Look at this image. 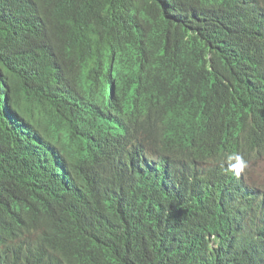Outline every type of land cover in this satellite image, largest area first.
<instances>
[{
  "label": "trees",
  "instance_id": "obj_1",
  "mask_svg": "<svg viewBox=\"0 0 264 264\" xmlns=\"http://www.w3.org/2000/svg\"><path fill=\"white\" fill-rule=\"evenodd\" d=\"M241 155L264 0H0V264H264Z\"/></svg>",
  "mask_w": 264,
  "mask_h": 264
},
{
  "label": "clouds",
  "instance_id": "obj_2",
  "mask_svg": "<svg viewBox=\"0 0 264 264\" xmlns=\"http://www.w3.org/2000/svg\"><path fill=\"white\" fill-rule=\"evenodd\" d=\"M261 160L251 163L247 161L245 155H241L235 160H229V164L224 166L228 173L230 174H233L234 172L240 173L241 178H244L246 176V180L250 184H254L258 187H261L259 183L256 181V176H259L258 179H262V177H264L262 173L260 175L259 173H257V172H261V168L264 163V161L262 162Z\"/></svg>",
  "mask_w": 264,
  "mask_h": 264
},
{
  "label": "water",
  "instance_id": "obj_3",
  "mask_svg": "<svg viewBox=\"0 0 264 264\" xmlns=\"http://www.w3.org/2000/svg\"><path fill=\"white\" fill-rule=\"evenodd\" d=\"M257 173L261 174V172H257ZM232 175L233 176H236L240 181H242V178H241V174L240 173L234 172ZM258 178H259V176H256V181L259 183V185L261 186L262 190L264 191V177H262V179H258ZM242 184H243V186H248V183L242 182ZM249 201L252 204L255 203V201H254V199L252 197L249 198Z\"/></svg>",
  "mask_w": 264,
  "mask_h": 264
},
{
  "label": "rangeland",
  "instance_id": "obj_4",
  "mask_svg": "<svg viewBox=\"0 0 264 264\" xmlns=\"http://www.w3.org/2000/svg\"><path fill=\"white\" fill-rule=\"evenodd\" d=\"M257 170H258V169H257ZM261 173H262V175L264 176V163H263L262 168H261Z\"/></svg>",
  "mask_w": 264,
  "mask_h": 264
},
{
  "label": "bare ground",
  "instance_id": "obj_5",
  "mask_svg": "<svg viewBox=\"0 0 264 264\" xmlns=\"http://www.w3.org/2000/svg\"><path fill=\"white\" fill-rule=\"evenodd\" d=\"M201 167V166H200Z\"/></svg>",
  "mask_w": 264,
  "mask_h": 264
}]
</instances>
